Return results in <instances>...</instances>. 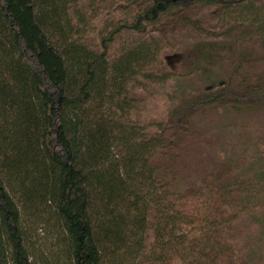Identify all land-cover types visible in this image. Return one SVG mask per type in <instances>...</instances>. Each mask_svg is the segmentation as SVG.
<instances>
[{"label":"trees","instance_id":"16d2710c","mask_svg":"<svg viewBox=\"0 0 264 264\" xmlns=\"http://www.w3.org/2000/svg\"><path fill=\"white\" fill-rule=\"evenodd\" d=\"M97 1L0 0V264H260L264 150L179 188L171 130L226 99L264 107V74H244L241 54L232 86L179 104L150 131L132 114L136 91L160 79L163 46L141 39L114 57L109 44L123 31L194 26L191 9L213 6L228 32L264 46V2L119 0L128 18L91 43ZM40 223L55 235L48 254L30 243Z\"/></svg>","mask_w":264,"mask_h":264},{"label":"rangeland","instance_id":"374dc122","mask_svg":"<svg viewBox=\"0 0 264 264\" xmlns=\"http://www.w3.org/2000/svg\"><path fill=\"white\" fill-rule=\"evenodd\" d=\"M263 2L254 0L253 3L257 6ZM94 7L96 15L90 18L85 34L91 43H97L112 22L129 16L128 9L119 0H98ZM91 11L87 10L86 16ZM189 16L196 25L178 24L173 29L161 25L145 34L123 31L109 44V54L114 57L141 39H151L163 46L156 65L160 81L148 82L136 91L137 109L132 114L136 122L147 125L150 131L155 130L156 122L166 120L179 104L206 90L232 86L236 78L232 67L239 55L246 60L244 72L241 71L250 79L264 74V46L254 37L246 39L228 32L230 23L222 22L220 10L213 6L195 7ZM233 40L244 41L233 43ZM203 42L209 43V47L206 59L198 62L196 52ZM171 131L180 188L185 183L198 181L208 170L219 168L224 162L237 166L263 151L264 107L256 102L226 99L195 108L180 128ZM38 225L28 234L30 243L48 254L55 235L44 223ZM260 264H264V254Z\"/></svg>","mask_w":264,"mask_h":264}]
</instances>
